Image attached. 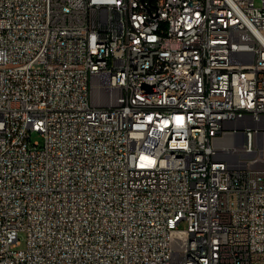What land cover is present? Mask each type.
<instances>
[{
  "label": "built area",
  "instance_id": "obj_1",
  "mask_svg": "<svg viewBox=\"0 0 264 264\" xmlns=\"http://www.w3.org/2000/svg\"><path fill=\"white\" fill-rule=\"evenodd\" d=\"M187 253L264 264V0H0V264Z\"/></svg>",
  "mask_w": 264,
  "mask_h": 264
},
{
  "label": "bare ground",
  "instance_id": "obj_2",
  "mask_svg": "<svg viewBox=\"0 0 264 264\" xmlns=\"http://www.w3.org/2000/svg\"><path fill=\"white\" fill-rule=\"evenodd\" d=\"M96 48L109 49V59H117L116 47H110V35H103V40L96 41ZM101 61H108V50H99ZM195 144V134H187V143H182V152H191ZM173 157V150H164L163 158ZM185 164H192V155H185ZM199 261V254L187 253L180 256V264H192Z\"/></svg>",
  "mask_w": 264,
  "mask_h": 264
},
{
  "label": "rangeland",
  "instance_id": "obj_3",
  "mask_svg": "<svg viewBox=\"0 0 264 264\" xmlns=\"http://www.w3.org/2000/svg\"><path fill=\"white\" fill-rule=\"evenodd\" d=\"M257 4H259V2H257ZM32 142H35V141H40L41 143H43V137L40 135V134H38V133H34L33 135H32ZM179 228L180 229H185L186 228V223L185 222H182V223H180V225H179ZM25 235L24 234H21L20 235V245H18V246H16L15 247V249H22V248H24L25 247Z\"/></svg>",
  "mask_w": 264,
  "mask_h": 264
}]
</instances>
